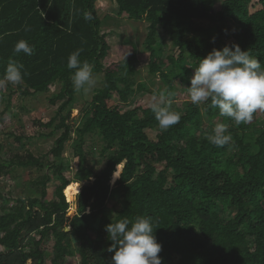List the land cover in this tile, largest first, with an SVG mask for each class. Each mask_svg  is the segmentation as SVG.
Segmentation results:
<instances>
[{
    "label": "trees",
    "instance_id": "16d2710c",
    "mask_svg": "<svg viewBox=\"0 0 264 264\" xmlns=\"http://www.w3.org/2000/svg\"><path fill=\"white\" fill-rule=\"evenodd\" d=\"M98 1L0 0V80L11 58L23 65L17 89L24 97L60 85L50 100L60 104L55 117L40 122L51 130L48 137L60 133L50 151L53 160L31 152L8 154L0 146V179L18 169L41 173L29 182L25 197L10 201L0 192V264H46L47 258L51 264H65L68 258H78V264H110L114 252L108 251L112 241L106 225L136 216L153 219L162 264H264V112L258 110L250 123L237 126L209 107L210 100L203 108L171 105L181 120L161 131L151 107L122 112L113 106L115 97L129 105L133 95L154 93L137 83V45L105 66L110 34L102 31ZM112 1L121 19L148 23L143 50L149 53V74L159 77L167 91L190 87L200 59L226 45H239L264 67V0ZM256 5L260 8L252 12ZM86 12L92 20L84 19ZM162 36L175 52L165 54ZM20 40L34 48L31 56L13 54ZM77 49H83L80 60L93 65L102 82L85 101L79 124L70 125L78 100L67 62ZM9 112L8 105L0 125ZM219 123L227 126L230 145L209 143ZM150 131L157 133L155 139ZM73 136L74 168L63 161ZM86 137L102 143L99 173L90 165L93 153L86 150ZM22 139L16 137L18 143ZM118 163L123 168L112 186ZM74 183L81 187L73 208L65 195ZM50 240L52 255L45 248Z\"/></svg>",
    "mask_w": 264,
    "mask_h": 264
},
{
    "label": "clouds",
    "instance_id": "9594fccd",
    "mask_svg": "<svg viewBox=\"0 0 264 264\" xmlns=\"http://www.w3.org/2000/svg\"><path fill=\"white\" fill-rule=\"evenodd\" d=\"M84 19L90 21L92 16L86 12ZM82 51L77 49L70 54L67 68L74 70V90L87 95L95 88L97 79L93 75V65L87 60H80ZM33 52L34 48L25 40L18 41L13 49L14 55L23 53L31 56ZM22 69V64L10 58L0 84H21ZM190 85L185 90L192 104L199 106L210 100L209 107L218 108L219 116L231 118L237 126L250 123L258 110L264 112V67L259 59L237 44L226 45L222 50L213 49L206 58L200 59L190 78ZM173 95L170 91L161 90L152 97L151 111L161 131L168 130L181 120V114L170 108ZM226 133L227 126L219 123L207 139L216 147H224L232 141V136ZM120 166V163L116 166L114 179L119 178ZM153 224L151 217L136 216L132 219L124 217L106 225L105 231L112 241L108 251L114 252L110 264H162L159 256L162 245L157 242Z\"/></svg>",
    "mask_w": 264,
    "mask_h": 264
},
{
    "label": "rangeland",
    "instance_id": "374dc122",
    "mask_svg": "<svg viewBox=\"0 0 264 264\" xmlns=\"http://www.w3.org/2000/svg\"><path fill=\"white\" fill-rule=\"evenodd\" d=\"M258 8H260V6L256 5L251 11L254 12ZM96 9L104 23L102 31L110 34L108 42L111 45V51L105 61V66L110 62L119 61L123 56L132 51L130 48L131 46L137 45L139 49V63L137 65L139 74L137 77V83H143L146 85L147 90L154 94H158L161 90H166L165 84L159 77H151L149 74V53H146L143 50V43L148 32V23L129 21L126 18L121 19L118 17V7L112 0H99L96 4ZM202 25L205 27L210 26V24L206 22ZM160 41L166 48V55L175 52L171 46V42L166 37L162 36ZM122 48H125V50H123L124 53L120 51ZM94 76L97 79L95 88L87 95L82 91L77 92L76 94L78 102L74 106V109H71L70 111V125L79 124L82 119L81 109L85 101H87L91 97L93 91L101 85L102 76ZM18 86L19 85H13L8 82L0 84V115L5 111L8 105L10 111L6 115L4 124L0 125V146H2L4 151L8 154L26 155L31 152L37 157H48V159L52 161L53 158L50 155V151L54 147V142L60 133L52 138L48 137L51 130L42 128L40 122L48 123L55 117L60 104L53 106L50 103V100L53 95L59 92L60 85L57 84L52 86L50 91L46 94H37L31 97H24L21 95L17 89ZM185 88L187 87L177 85V90L171 97V107L183 108L185 103H191L190 98L186 94ZM10 96L12 97L10 98ZM152 97L153 95L149 92L133 95L130 99L129 105L119 103L117 97H115L113 106H118L122 112L136 107L150 108ZM200 106L203 108V103L200 104ZM208 125L209 129L211 126L210 124ZM148 134L151 139H155L157 133L150 131ZM17 136L23 138L19 143L16 141ZM73 138L74 142L70 143L63 161H65L64 163L66 167L72 166L74 168L75 162L72 161L73 145L77 142V137L73 136ZM85 141L86 150L93 153L90 158V165L94 168L96 173H99L104 168V161L99 156V150L102 143L99 139L93 137H86ZM40 175L41 173H38L35 170L25 171L23 169H18L13 175L0 179V192L4 197L10 199V201L19 197H25L30 192L28 187L29 182L38 178ZM111 183L113 186L116 182L113 183L112 180ZM55 186L56 183L49 185V199L53 197ZM76 200L70 202L73 208L75 207ZM2 204V201H0V208L2 207ZM110 205H112V203ZM225 215L226 218H230L229 213H226ZM53 245L54 240H50L45 244L46 251L51 255L53 252ZM78 262V258H68L65 264H78ZM46 264H51L49 258H47Z\"/></svg>",
    "mask_w": 264,
    "mask_h": 264
},
{
    "label": "bare ground",
    "instance_id": "6f19581e",
    "mask_svg": "<svg viewBox=\"0 0 264 264\" xmlns=\"http://www.w3.org/2000/svg\"><path fill=\"white\" fill-rule=\"evenodd\" d=\"M122 170V165L120 166L119 168V172ZM113 180V183L117 182V178L114 179V177L112 178ZM80 192V184L79 183H74L72 185H70L67 190H66V195L67 196V199L70 201V202H73L76 200V196L79 194ZM68 201V202H69Z\"/></svg>",
    "mask_w": 264,
    "mask_h": 264
}]
</instances>
